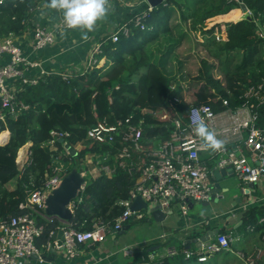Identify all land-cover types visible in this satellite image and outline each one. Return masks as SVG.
Instances as JSON below:
<instances>
[{"label": "trees", "instance_id": "trees-1", "mask_svg": "<svg viewBox=\"0 0 264 264\" xmlns=\"http://www.w3.org/2000/svg\"><path fill=\"white\" fill-rule=\"evenodd\" d=\"M43 1L4 0L0 4V37L19 36L32 28L34 12ZM242 2L251 11L250 16H244L236 0H164L143 20L146 29H134L132 36L120 38L116 43L106 41V36L102 39L101 56L105 57L107 65L79 72L68 81L58 75H49L39 79L34 86L19 84L16 101L29 108L16 118L6 111L5 122H0V133L9 132L7 143L0 145V217L18 213V205L25 198L23 185L30 187L33 181L35 187H40L51 163V153L45 144L52 129L67 132V143L73 146L85 142L86 131L95 122L94 111L101 119H123L133 114L136 118L144 116L147 123L154 124L144 112L167 111V100L174 96L180 100L176 106L180 114L190 104H207L217 112L224 109L222 98L229 100L230 108L241 104L238 98L244 87L264 81V40L257 35L258 29L264 30V0ZM147 7L144 4L127 14L123 23ZM233 10L238 18L211 24L217 16L224 15L227 19L226 15ZM187 22L189 30L185 31L182 24ZM209 25L210 28H206ZM189 31L196 47L201 48V53L206 56L190 68L191 71L195 69V74L186 91L180 80L182 77L178 78L176 73L179 75L182 69L177 54ZM215 33L224 40L216 41ZM172 61L177 62L176 69ZM171 83L177 84L174 92L169 90ZM258 125L264 127V107L259 110ZM157 131L154 128L148 134ZM4 138L1 135L0 141ZM27 143L31 144L30 163L20 175L15 158ZM58 146L61 149L60 143ZM85 152L86 149L80 158ZM67 159L64 160L68 164ZM70 160L73 164L68 166V172L74 169L80 172L76 158L70 156ZM12 180L16 181L14 188L7 189L5 186ZM85 180V190L80 195L82 199L67 223L76 229L84 223L83 231L90 230L97 221L113 224L122 211L116 202L127 198L132 179L118 171L111 178L100 176ZM261 219H264V207L248 208L242 214L240 227H252L254 232L263 235L264 221L260 222ZM37 223L43 229L35 244L45 254L51 233L63 226L55 218L51 221L37 219ZM198 237L199 234L194 233L190 239ZM177 246L182 251L187 245L180 243ZM148 247L139 250L126 264H138L141 256L146 257ZM174 258H163L159 264H171ZM176 258L184 263L181 257Z\"/></svg>", "mask_w": 264, "mask_h": 264}, {"label": "built area", "instance_id": "built-area-1", "mask_svg": "<svg viewBox=\"0 0 264 264\" xmlns=\"http://www.w3.org/2000/svg\"><path fill=\"white\" fill-rule=\"evenodd\" d=\"M3 2L4 0H0V4ZM147 6V10L111 30L105 40L116 43L120 38L132 36L134 29H146L143 20L152 10ZM243 14L250 16L251 11L246 9ZM69 30L71 29L66 28L63 17L50 29L34 24L31 47L39 50L50 46L54 43L56 34ZM215 35L219 38L216 41L223 39L219 34ZM257 35L264 40L263 34L257 32ZM101 54V43H98L90 50L82 72L100 68V59L103 57ZM1 55L8 56V61L0 66L2 123L6 120V111L16 118L29 108L28 105L16 101L15 96L20 89L10 87L9 82H18L20 86H34L39 79L49 75H58L64 81L76 75L49 74L40 69L36 76L27 77V67H38V64L27 62L20 49L13 43L11 34L0 38ZM176 87V83H171L169 90L174 92ZM238 100L242 101L241 104L230 108L229 100L222 98L221 105L224 109L217 112L207 104H190L188 109L180 114L176 109L180 100L174 96L167 100V111L144 112L154 124L147 123L144 116L136 118L133 114L123 119H101L94 111L95 122L86 131L85 142H78L73 146L67 143V132L50 130L45 146L51 153V163L43 175L40 187H35L33 181L30 187L23 185L25 198L18 205V213L0 217V264H27L32 255L40 259L42 251L35 243L43 227L37 223V219L51 221L55 218L61 223L62 253L66 260H71L80 253V246L103 242L107 235L120 231L130 220L143 219L144 213L152 207L158 206L160 211L166 214L175 206L179 216L187 219L191 203H209L220 197L213 193L214 183L211 178L214 170L229 167L240 181L258 183L260 176L264 174V127L258 125L259 110L264 107V81L244 87ZM201 120L210 130L215 131L217 139L223 141L221 150L212 151L206 148L203 140L196 135L195 128ZM154 128L158 129L157 133L149 135V131ZM6 143V137L0 141V145ZM58 143L61 144V149ZM85 149L87 152L80 158L79 155ZM30 155L29 150L17 154L15 164L20 175L29 165ZM70 156L92 166V178H111L120 171L132 179L133 184L127 198L116 202L122 211L113 224L97 221L90 230L83 231L81 228L84 223L76 229L71 224L46 214L47 198L70 173L68 166L73 162ZM65 158H68L69 165ZM79 174L84 183L79 186L76 197L67 206L71 214L76 204L81 201L80 195L86 186V171H80ZM137 198L146 204V209H131ZM205 222L203 216L197 224ZM248 230L252 231L253 228L249 227ZM166 238L161 236V240ZM231 241L230 233H218L209 237L207 245L201 243L196 251L190 247L178 251L175 247L167 246L148 253L146 257L141 256L138 264H159L163 258L180 254L184 260L194 258L196 262L203 263L209 257L228 251ZM48 248L49 245L47 250ZM127 250L129 257H133V251L130 248ZM162 253L166 255L156 260V255Z\"/></svg>", "mask_w": 264, "mask_h": 264}, {"label": "crops", "instance_id": "crops-1", "mask_svg": "<svg viewBox=\"0 0 264 264\" xmlns=\"http://www.w3.org/2000/svg\"><path fill=\"white\" fill-rule=\"evenodd\" d=\"M48 2L49 0H44L40 6L37 7L32 17V22L33 24L50 29L62 18V13L47 8L46 4ZM144 4H146L145 0H109L110 11L106 20L98 22L95 31L88 33L90 37L88 41L82 40L81 30L71 29L56 34L55 41L52 45L43 49L34 50L31 47L33 36L32 28L27 29L19 36H13V43L20 49L27 62L38 64V67H27V77L36 76L40 69L49 74H77L82 72L92 47L101 43L102 39L109 34L111 30L122 24L127 14L139 9ZM235 13L236 11L233 10L226 16H235ZM229 19L230 18L225 19L224 15L217 16L211 24L225 22ZM7 61L8 56H0V66ZM106 62L105 57H102L99 67H103ZM107 64L108 63H106V65ZM8 85L14 89L19 88L18 82H9ZM1 135H4L6 138L8 136L9 139L8 131H3L0 136ZM28 146L27 143L25 149L23 148L24 150L21 148V153L29 150L30 146ZM220 177V189L215 193L220 195L219 198L216 197L209 203H191L189 205L190 208L187 219L180 217L179 213L176 215L175 209L178 211V208L172 206L171 210L164 214V221L156 222L164 229V232L159 236L152 237V241L145 244L143 247L149 246L150 248L155 246V242L161 240V236H166L168 240L164 243L165 245L167 244V246L175 247L178 251H181V248L177 246L181 243L187 245L186 248L190 247L191 250L196 251L199 246L194 243L188 245V242L195 240L190 239L192 234L197 233L201 237L214 230H218L216 234L224 230L226 233H230L232 237L228 251H223L220 254L214 255L211 257L210 261L207 260L203 263L196 262L194 258L184 260L182 254H180L179 257L182 258L184 263H180L175 257L171 264H185L190 262H193L192 264H264V234L262 235L260 232H254V230L249 231V227H246V230L243 231V227H240L242 225V214L248 208L264 207V174L261 175L260 181L255 184L253 190H248L246 184L240 181L235 174L233 177V179H237L235 182L225 179L223 176ZM211 181L215 184L213 175ZM231 183L238 185L237 190L228 191ZM238 189L241 190L240 193ZM246 190L249 192L246 193ZM203 216L206 222L201 225L197 224L198 220ZM138 221L132 219L129 224ZM141 221H145V216ZM262 221H264V219H261L260 222ZM149 224H151V222H149ZM200 237L196 238V240L198 241ZM111 239L113 240L115 238L111 237ZM102 243L103 242L80 246V253L74 259L66 260L63 253H59L58 257L51 263L43 262L41 264H121L115 254L107 252ZM52 244H54V242L50 240L48 245L51 246ZM122 252L124 255L123 258L125 259L124 264L130 263L134 257H129L127 248ZM218 255L222 256L217 257ZM27 264L37 263L29 260Z\"/></svg>", "mask_w": 264, "mask_h": 264}, {"label": "rangeland", "instance_id": "rangeland-1", "mask_svg": "<svg viewBox=\"0 0 264 264\" xmlns=\"http://www.w3.org/2000/svg\"><path fill=\"white\" fill-rule=\"evenodd\" d=\"M242 12L244 13V11H242ZM238 17H239L238 15L228 16V18H230L229 20H233V19L238 18ZM188 26H189L188 22L182 24V28L185 31L189 30ZM206 28H210V26H208ZM206 28H204V29H206ZM257 32L264 35V30L262 28L258 29ZM190 33L191 32L189 31V33H187V38L182 41L181 48L179 49L178 54H177V62L179 61L182 63V69L179 72V75H177V73H176V76L178 78H179V76L182 77V79H180V80H181V82H183L182 85H184V88L186 91L191 87V81L190 80L192 79V76L195 74V69H193L191 71L190 68H194L195 65L199 64L200 59L206 56V54L204 52H203V54L201 53L202 52L201 48L196 47L197 43L193 40ZM215 34H217V33H215ZM215 40H219L218 37L216 38V35H215ZM220 41H223V39H220ZM177 62L176 61L171 62L175 69L178 66ZM25 146L22 147V149L23 148L25 149ZM19 151H18V153H19ZM75 163H76L77 168L80 169V171H86V179L92 178V166L86 165L84 162L82 163V162H79L78 160H76ZM71 164H73V162H71ZM236 180L237 179L234 178L232 181L235 182ZM259 181H260V178H259ZM15 182H16L15 180H12L5 187L7 189H9V188L13 189ZM175 212H176V215H178L177 209H175ZM144 216H145V221H141V222L138 221V222H134V223L132 222L131 229L129 231H126L125 233H123L121 235H116V236H114L113 234H109V235H107V238L102 243L104 248L107 250V252L115 254V256L117 257V259L120 261L121 264L125 263V259L123 258L124 255L122 252L125 248H130V250L133 251V256H135V254L139 250L144 248L143 246L145 244L152 241L151 240L152 237L159 236L161 233L164 232V229L162 227H160L158 223L153 221L151 215L148 212H145ZM149 222H151V224H149ZM242 230L244 231V230H246V228H242ZM111 237H114L115 239L112 240ZM167 240H168V238H166L165 240H159V241L155 242L156 244L160 245L156 249L154 248V247H156V244L154 247L152 246L150 248L149 247L146 248V249H148V253L153 252V250L155 252L159 248L167 247V244L163 245V243L167 242ZM100 246H101V244H100ZM151 248H153V249H151ZM165 255H166V253L157 254L155 258L157 260L159 258H163ZM219 256H222V255H218L217 257H219ZM210 259H211V257L208 258L209 261H210ZM192 263L193 262L185 263V264H192Z\"/></svg>", "mask_w": 264, "mask_h": 264}, {"label": "water", "instance_id": "water-1", "mask_svg": "<svg viewBox=\"0 0 264 264\" xmlns=\"http://www.w3.org/2000/svg\"><path fill=\"white\" fill-rule=\"evenodd\" d=\"M146 4L149 5L152 9L160 6L164 0H145ZM239 6L242 11H246V6L243 4L242 0H238ZM8 140V136L6 138V141ZM29 146L31 144H28ZM28 146V147H29ZM213 176L215 179L214 189L213 193H217L220 189L219 182L221 181V177L229 180H233L234 173L231 168L227 167L224 169L214 170ZM233 182V181H232ZM84 183V180L80 177V174L77 170L71 171L61 182L60 186L52 192V194L47 198L46 205L47 208L45 210L46 214L48 216L57 217L61 221L67 222L72 217V214L70 210L67 208L68 204L76 197L77 190L79 189V186ZM246 187L248 190H253L255 187V184L247 183ZM238 185L231 183L230 187L228 188V191H234L237 190ZM246 190V193L249 192ZM241 190L238 189V192L240 193ZM146 209V204L140 199L137 198L132 203L131 209L138 210V209ZM148 213L151 215L154 222H162L164 221V214L160 211V208L158 206L152 207L149 209ZM130 229L129 225L124 226L120 231L113 232L112 234L114 236L121 235L128 231ZM218 230H214L213 232H208L204 234V236H201L199 240H191L188 242V245L194 243L197 246H199L201 243H205L207 245V241L209 237L214 236ZM63 231L62 230H56L53 231L50 235V239L54 242L51 246L48 248V252L45 254H42L40 256V259L36 255L31 256V260L34 263L41 264L43 262L45 263H51L54 261L59 253L62 252V243H63V237H62ZM153 249V248H151Z\"/></svg>", "mask_w": 264, "mask_h": 264}, {"label": "clouds", "instance_id": "clouds-1", "mask_svg": "<svg viewBox=\"0 0 264 264\" xmlns=\"http://www.w3.org/2000/svg\"><path fill=\"white\" fill-rule=\"evenodd\" d=\"M46 7L61 12L66 28L81 30L84 41L90 39L88 33L94 32L97 23L106 20L110 11L109 0H49ZM195 132L206 148L212 151L223 148V141L217 139L215 131L210 130L203 120L198 123Z\"/></svg>", "mask_w": 264, "mask_h": 264}, {"label": "bare ground", "instance_id": "bare-ground-1", "mask_svg": "<svg viewBox=\"0 0 264 264\" xmlns=\"http://www.w3.org/2000/svg\"><path fill=\"white\" fill-rule=\"evenodd\" d=\"M23 152V151H22ZM20 154H21V151H20Z\"/></svg>", "mask_w": 264, "mask_h": 264}]
</instances>
